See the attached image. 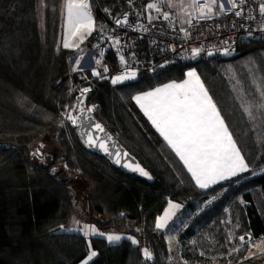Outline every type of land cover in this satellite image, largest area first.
I'll use <instances>...</instances> for the list:
<instances>
[{"label":"trees","instance_id":"trees-1","mask_svg":"<svg viewBox=\"0 0 264 264\" xmlns=\"http://www.w3.org/2000/svg\"><path fill=\"white\" fill-rule=\"evenodd\" d=\"M151 1L136 0L144 12ZM125 2L89 0L100 25L78 48H64L65 0H0V264H81L91 249L97 255L89 264H264V254L247 256L249 243L264 237V39L242 42L231 57L180 60L116 85L99 81L91 69L74 71L71 59L97 44ZM190 69L198 72L248 164L247 172L208 189L195 183L133 99L185 79ZM84 88L91 89L89 107L155 183L124 174L81 146L65 117ZM45 137L62 150L53 165L33 158ZM57 164L91 185L92 207L103 220L99 228L122 233L120 241L69 231L76 201L69 182L52 170ZM170 200L181 202L189 215L174 251L155 227ZM240 236L246 237L243 244Z\"/></svg>","mask_w":264,"mask_h":264},{"label":"snow or ice","instance_id":"snow-or-ice-1","mask_svg":"<svg viewBox=\"0 0 264 264\" xmlns=\"http://www.w3.org/2000/svg\"><path fill=\"white\" fill-rule=\"evenodd\" d=\"M167 2V0H166ZM245 0H240L243 4ZM227 4L232 9L237 7L236 0H227ZM148 8H154L160 11V7L157 3H151L147 5ZM201 6H203L201 8ZM188 7L193 9H199L201 11V19H209L213 14V8L216 7V15H223L225 12V3L223 0H191ZM66 10V26L68 35L71 37L80 36L83 40L85 33H91L94 27V20L91 13L90 6L87 0H65ZM259 11L264 14V4L259 6ZM204 13H207L205 15ZM237 17L242 15L241 11H235ZM168 18V14L165 13V19ZM149 19H152L149 17ZM116 24L127 23V16L125 15L124 21L117 19ZM191 23V21H189ZM143 27V26H142ZM147 31V29H144ZM249 35H252L251 29H249ZM118 43V41H117ZM64 48L79 47L78 44L74 45L67 40L63 43ZM203 51L202 48H193L192 59H195ZM224 55H230L231 52L228 48L223 49ZM103 52L100 53L102 57ZM212 55V53H208ZM121 60L124 57L121 56ZM76 65H80L81 61L78 59L75 61ZM97 65L100 64V60H96ZM167 63V62H165ZM165 65H161L164 67ZM76 70L75 68L73 69ZM83 70V69H81ZM104 72H107V67L103 68ZM93 76H100V72L92 70ZM137 77L136 71H130L125 75H117L111 78L113 85L120 84L126 81L133 80ZM186 79L181 82L172 81L164 84L161 87H156L153 90L143 92L133 97L135 102L143 110L144 114L151 121L152 125L158 130L160 135L164 138L168 145L175 150V153L179 156V159L183 161V164L187 166L188 172L194 178L195 183L201 189H208L212 185L218 184L220 181L230 180L234 177H238L241 173L248 171V164L245 162L244 157L241 155L236 141L233 139L232 133L229 131L228 126L225 123L224 118L221 115L217 104L214 102L209 91L206 89L204 82L198 75L195 69H191L186 73ZM264 79V78H262ZM82 95L88 93L90 90L84 88L81 90ZM81 101V105H82ZM82 113L84 111H90L83 108L79 109ZM73 125L78 123V120H82L83 117L72 116L67 117ZM97 131H102L100 124H95ZM88 145L97 146L103 150L106 154H110L114 157H120L121 152L119 150L112 152L110 146L103 138L94 139L91 134L88 135ZM39 152V150H37ZM123 155H127L124 153ZM116 163H121V160L117 158ZM125 167L131 168L134 172H139L142 176L148 177L149 174L139 165L133 167L131 164H125ZM150 178V177H149ZM216 199V197H213ZM211 203V201H209ZM176 208L178 205H171ZM175 213L165 212V215L158 218L155 227L156 229H164L168 220L174 216ZM85 229H89L90 232L95 233L94 226L84 225ZM78 229H69V231H77ZM89 232H84V235H88ZM122 237L116 234H110L107 236L109 242L120 241ZM133 244H138V241L129 237ZM247 239L250 241L251 236ZM239 241L243 244L246 241L245 236H240ZM146 258H151V253L148 249L143 250ZM261 254H264L262 252ZM97 253L92 251L87 259L83 261V264H89Z\"/></svg>","mask_w":264,"mask_h":264},{"label":"built area","instance_id":"built-area-1","mask_svg":"<svg viewBox=\"0 0 264 264\" xmlns=\"http://www.w3.org/2000/svg\"><path fill=\"white\" fill-rule=\"evenodd\" d=\"M223 2V15H216L217 8L214 7L211 18L201 19V11L193 9L189 20L191 23H183L174 10L157 11L146 5L144 12L143 5L137 4L136 0H126L124 12L113 20L110 26L101 29L100 38L93 47L94 68L91 70L100 72V76L93 77L99 81H111V78L130 71H136L137 75L144 72L154 73L174 62L192 59L191 49L197 47L203 51L195 59L208 58L209 52L212 55L231 57L237 53L242 42L250 38L264 39V14L259 11V6L264 4V0H245L243 4L236 0L235 9L227 4V0ZM235 11H241L242 15L237 17ZM165 13L168 14L167 19ZM125 15L127 23L116 24L117 19L124 21ZM224 48H228L231 54L224 55ZM101 52L104 53L102 57ZM121 56L124 57L123 61ZM96 60H100L99 65L95 63ZM112 63H115L114 68ZM104 67H107V72L103 71ZM95 106L96 104L93 105Z\"/></svg>","mask_w":264,"mask_h":264},{"label":"rangeland","instance_id":"rangeland-1","mask_svg":"<svg viewBox=\"0 0 264 264\" xmlns=\"http://www.w3.org/2000/svg\"><path fill=\"white\" fill-rule=\"evenodd\" d=\"M87 2L90 6L91 13H92L93 20H94V27L91 31V33H92L94 31V29H96V27L100 24L96 23L94 15H93L92 7L89 3V0H87ZM190 2H191V0H167V2H166V0H152L151 3H157V6L160 7V9L167 8L166 6L171 7L172 8L171 10L174 9V11L177 13L180 20L187 21L193 15V8L188 7V4ZM90 34L85 33L86 38H84L83 40L80 39L79 35L74 36V37L69 36L67 26H66V10H65V20L63 23V34H62V39H61L62 44L64 43L65 40H67L69 43H72L74 45L78 44L80 46L81 44L84 43V41L88 38V36ZM73 48H77V47H73ZM88 49L89 48H87V47L82 49L80 54L83 53L84 51H87ZM73 58L71 60H73ZM82 58L83 57H81V56H79V57L76 56L75 60H73V62H74L73 68H76L77 69L76 71H82V70L78 69L79 65H76V63H75L76 60L79 59L81 61ZM85 60L86 59H83L79 68H81V66L83 67L85 65ZM92 68H94V65ZM186 78L187 77H185V79ZM183 80H181V81H183ZM181 81H178V83ZM161 86H163V85H161ZM161 86H159V87H161ZM76 107H77V103L69 104L67 106V112H66V117H65L66 121L71 123V121L67 117L69 114H71L72 116H75ZM37 150H39V152H37ZM32 151H33L34 161L38 164H43V165H46V164L53 165L55 156L62 153V150H61V147L59 146V144L49 137L43 138V140H41L33 148ZM52 170L60 178L67 180L69 182V184L71 185L73 192H74L76 207H75V211H74V215H73V223H72L70 229H78L77 230L78 232H83V233L88 231L89 232L88 235L108 236L110 234H116V235H120L121 237L123 236L122 233L105 232L99 228L100 222H103V220H101V218L97 215V213L94 211V209L92 207V204L90 201L91 190H92L91 185L86 180H84L81 177V175L67 170V168L64 164H57ZM170 204L171 205H178L179 207L173 208L170 206ZM182 209H183V205L181 202L170 200L168 202V204L166 205V207L164 208L163 212L157 217V219L163 217L165 215L166 211L175 213V215L172 216V218L170 220H168L166 227L164 229H162L166 233L168 247L172 251L176 250V247H177V242H178V239H177L178 230L177 229L179 227L180 217L183 218V215H184V214H182L181 216H178V214L180 211H182ZM190 215H192V214H190ZM187 216H189V215H187ZM84 225H89L90 227L94 226L96 229V232L95 233L90 232L89 229L84 228ZM92 251H94V250L91 249L90 253ZM262 252H264V237L260 238L259 240L255 241V242L249 243V250L247 252V256L257 255V254L262 253ZM81 264H83V262Z\"/></svg>","mask_w":264,"mask_h":264},{"label":"water","instance_id":"water-1","mask_svg":"<svg viewBox=\"0 0 264 264\" xmlns=\"http://www.w3.org/2000/svg\"><path fill=\"white\" fill-rule=\"evenodd\" d=\"M91 92L89 91L86 94L81 95L77 102V107L75 110L76 117H83L82 120H78V123L74 125L75 132L77 138L81 144V146L90 154L97 155L99 157H103L106 159L113 168L120 170L124 174L133 175L139 177L150 184L155 183L156 178L154 177L153 173L144 166V164L138 159L136 155H134L122 142L121 140L105 125V123L100 120L97 115L94 113L93 109L89 107L88 101ZM81 101L83 102L81 105ZM88 109L90 111H84L83 113L79 110L80 107ZM100 124L102 131H97L95 129V124ZM91 134L94 139L103 138L110 146L112 152L119 150L121 152L120 157H114L110 154H106L103 150L99 149L97 146H89L87 141L88 135ZM126 153L127 155H123ZM119 158L121 163H116L115 160ZM125 164H131L133 167L139 165L143 168L146 172H148L149 176L145 177L142 176L139 172L132 171L131 168L125 167ZM150 177V178H149Z\"/></svg>","mask_w":264,"mask_h":264},{"label":"crops","instance_id":"crops-1","mask_svg":"<svg viewBox=\"0 0 264 264\" xmlns=\"http://www.w3.org/2000/svg\"><path fill=\"white\" fill-rule=\"evenodd\" d=\"M167 8L168 9H172L171 7H168L167 6ZM174 10V9H173ZM180 20V19H179ZM190 20V19H189ZM189 20H187V21H189ZM187 21H182V20H180V22H183V23H185V22H187ZM91 35V34H90ZM89 35V36H90ZM88 36V37H89ZM86 41V40H85ZM84 41V42H85ZM79 56H81V57H83L82 58V60H81V62L83 61V59H86L85 60V65L82 67L81 66V68H79L80 67V65L78 66V69H83V70H85V69H91L92 67H93V65H94V56H95V50H94V48L92 47V48H89L87 51H84L83 53H81L80 55H78L77 57H79ZM75 58L76 57H74L73 58V60H75ZM88 58V59H87ZM73 60H72V66H73V64H74V62H73ZM81 64V63H80ZM74 67V66H73ZM76 69V68H75ZM77 70V69H76ZM191 70V69H190ZM189 71V70H188ZM198 73V72H197ZM199 75V74H198ZM202 80V79H201ZM172 82V81H171ZM175 82H178V81H175ZM168 83H170V82H168ZM167 84V83H166ZM150 91V90H149ZM139 94H141V93H139ZM138 95V94H137ZM239 149V148H238ZM240 151V150H239ZM240 153H241V151H240ZM241 155H242V153H241ZM243 156V155H242ZM183 205V204H182ZM183 209H184V205H183ZM182 209V211H180L179 212V214H178V216H181L182 214H184L183 215V218L182 217H180V220H179V227H178V234H179V231H180V229L182 228H184L185 226H186V224H185V221L187 220V218H188V216H187V212L186 211H184ZM185 216V217H184ZM177 239H178V235H177ZM177 244H178V242H177ZM172 251V250H171Z\"/></svg>","mask_w":264,"mask_h":264}]
</instances>
